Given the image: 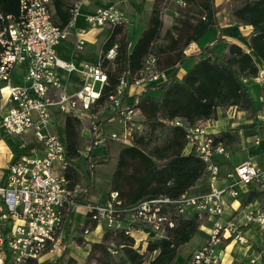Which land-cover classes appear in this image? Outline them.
I'll use <instances>...</instances> for the list:
<instances>
[{
    "label": "built area",
    "instance_id": "obj_1",
    "mask_svg": "<svg viewBox=\"0 0 264 264\" xmlns=\"http://www.w3.org/2000/svg\"><path fill=\"white\" fill-rule=\"evenodd\" d=\"M79 1H74L73 16L79 9ZM85 22L80 35L88 27L125 25L129 18L111 6L96 9ZM66 29L54 24L50 0H19L18 17L0 12V90H6L9 105L8 110L0 114V132L25 138L19 145L18 155L7 166L0 167V264H42L47 256L60 254L66 224L80 206L96 226H102L104 230H123L133 237L135 233L147 237L150 234L164 236L174 225L168 218L170 207L178 215L196 212L199 217L213 218L204 244L191 254L187 264H217L214 251L224 239L245 242L237 221L222 218L223 196L229 192L232 197H237L234 183L264 187V169L250 160L241 161L224 173L231 183L228 189L212 187L201 195L153 196L127 206L118 193L112 191L102 203H79L82 188L79 184L73 185L66 176L71 163L67 159L63 137L53 130V108L79 119L83 115L94 118L89 127V140L80 148V156L89 164L93 148L117 137L115 134L104 135L96 113L91 111L107 82L99 61L76 67L58 57L57 45L65 38ZM83 45L82 36L77 39L76 47L80 49ZM184 52L187 55L193 52V43ZM115 55V48H111L105 57L113 60ZM59 68L82 74L84 85L74 92H64L57 72ZM17 69H20L19 77L15 76ZM169 78L167 70L158 68L156 57L148 55L132 83L159 85ZM255 79L260 85L264 84V69L259 70ZM96 84L97 90L94 89ZM126 85L127 82L122 80L117 93L110 96L109 108L111 113L123 118L121 141L124 145L130 144L133 135L144 129L135 105L137 100L132 104L122 100ZM176 123L182 122L177 120ZM28 135L35 142H28ZM187 139V145L205 163L210 180H216L221 172L218 158L228 157L226 148L215 143L212 133L203 125L188 128ZM246 220L259 226L264 233V207L248 214ZM88 232L87 228L83 234Z\"/></svg>",
    "mask_w": 264,
    "mask_h": 264
},
{
    "label": "trees",
    "instance_id": "obj_2",
    "mask_svg": "<svg viewBox=\"0 0 264 264\" xmlns=\"http://www.w3.org/2000/svg\"><path fill=\"white\" fill-rule=\"evenodd\" d=\"M74 1L50 0L55 25L65 28L70 24ZM167 1L153 0L146 26L131 46L132 40L124 35V25L111 26L101 46L99 63L105 70L107 82L91 109L96 112L104 108L109 112L105 120H99L100 125L116 115L109 110L110 96L117 93L122 80L128 84L139 76L148 55L156 57L160 70L174 68L167 82L155 85L154 90L159 92L157 96L149 90L138 96L135 105L143 115L144 129L133 135L130 144L118 150L107 194L117 192L127 206L153 196L177 198L189 193L206 174L205 163L194 150L185 151L188 128L215 119L218 109L234 108L246 113L247 119L251 120L247 127L255 129L260 125L257 114L264 111V84L259 85L260 101L255 104L242 82V79H255L260 67L264 69V0H225L219 5L215 0H180L174 23L162 31L161 12ZM222 9L232 23L251 28L249 50L232 42L226 45L227 52L221 57L215 56L208 47H202L196 54H185L189 44L199 41L210 27L217 24ZM0 12L18 17L19 0H0ZM111 48L116 52L113 60L105 57ZM193 56L196 57L194 64L182 75H177L178 66ZM122 100L132 104L127 101L125 91ZM177 120L182 123H176ZM81 123L78 117L66 114L63 123L57 126L71 163L66 176L73 185L79 184L82 177L74 165L84 145ZM6 136L11 144L16 143ZM212 136L214 142L221 143L226 150L236 148L241 140L238 128L221 130ZM110 149L105 146L103 160L94 158L93 162H107ZM218 159L221 166L226 164L224 157ZM90 172L86 173L89 179L87 191L78 197L79 203H86L87 192L92 187ZM253 194L255 191H248L243 203L250 202ZM168 218L174 222L173 227L168 228L162 237L150 234L144 247L136 246L135 236L125 234L123 230H105L99 242L90 243L85 264H172L179 247L198 233L200 217L196 212L178 215L170 207ZM95 227L87 214L81 232ZM76 242L79 245L85 243L81 236ZM58 261L78 264L74 257L67 255V251H62ZM260 264H264V255Z\"/></svg>",
    "mask_w": 264,
    "mask_h": 264
},
{
    "label": "crops",
    "instance_id": "obj_3",
    "mask_svg": "<svg viewBox=\"0 0 264 264\" xmlns=\"http://www.w3.org/2000/svg\"><path fill=\"white\" fill-rule=\"evenodd\" d=\"M225 0H215L217 5L224 3ZM153 0H81L79 9L77 13L73 16L70 24L66 29V36L62 39L57 45V53L58 57L61 61L72 63L76 67H79L83 63H97L99 61L101 55V46L107 39L109 35L110 26H101L95 28H87L83 35H80V29H82L86 24V17L91 15L96 9L103 7H117L129 18V22L124 25V35L128 39L129 33L132 32V42H130V46L133 41L138 37L136 35L137 29H144L147 23L148 16L151 11ZM180 0H168L164 7L162 8L161 18L163 22L162 31L168 29L175 20L177 15L176 9L179 5ZM172 14V18L170 23L165 26L164 18L168 14ZM209 35L202 37L199 41L193 43V52L189 55L196 54L200 51L202 47H211L215 56L221 57L227 52L226 45L235 42L242 45L246 50H249V36L251 34V28L249 26L238 25L232 23L228 13L225 9H222L219 13L218 22L216 25L210 27ZM207 32V34H208ZM105 33V34H104ZM211 35V36H210ZM84 39V45L82 48L78 49L76 47V42L79 37ZM245 38V39H244ZM210 43L211 41H214ZM245 43V45H244ZM97 44V51L99 47V52L96 53L94 45ZM210 49V48H209ZM220 51V52H219ZM196 61V57L193 56L185 61L183 64L178 66L177 75H182L188 68H190L191 63L194 64ZM261 69V67H260ZM20 69H17L15 72V76L19 77ZM174 68L167 69V72L173 71ZM62 83V88L64 92H74L80 89L84 83L85 79L80 73H69L64 69L59 68L57 70ZM253 80V82H257L256 79H242L244 87L247 88L246 84H249V81ZM155 85H136L132 82L128 83L124 91L127 93V101L133 102L138 96L149 90L150 93L155 91ZM248 89V88H247ZM3 96V99L0 100V114L5 113L9 105L6 101V90H0V96ZM260 100V96H259ZM231 109V108H228ZM220 109L217 111V117L215 119L209 120L203 124L206 127V130L209 133H217L221 130L229 129V128H238L240 134V144L238 145L240 151L245 150V156L238 157L240 154L235 153L225 158L226 164L221 166V172L218 178L214 181L210 180L209 176L205 174L202 178L198 180V182L189 190L190 195H201L210 191L212 187H216L220 190L228 189L231 184L225 177L224 173L228 170H232L233 167L241 161L250 160L252 163L264 169V120L258 121L260 125L255 129H250V133L246 135V132L243 131L239 126H224L222 123V116L219 114ZM55 115V116H54ZM65 116V115H64ZM59 114H53L54 125L55 122L58 121ZM64 121V119H63ZM82 122V119H81ZM81 123V130L83 129ZM56 127V125H55ZM89 129V128H88ZM80 130V131H81ZM244 132V133H243ZM82 135V134H81ZM1 146V145H0ZM96 148V147H95ZM92 150V154H94V149ZM191 147L187 145L186 152H189ZM19 153V151H18ZM18 155V154H17ZM233 156V157H232ZM14 159L13 156L10 155L8 149H4L0 147V166H7L9 162ZM234 189L237 191V197H232L229 195V192H226L223 196V220H227L230 218H234L237 223L240 225L242 229V233L244 235L245 242L240 243L233 239H224L222 243L218 245L215 249V255L217 257V264H260V258L264 255V233L261 231L260 227L248 223L246 220V216L256 209L264 207V187L257 186L254 184H242V183H234ZM255 191L253 194L252 200L248 203H243L245 199V194L248 191ZM89 191L87 192V196L85 201H91L96 203H102V201H93L89 199ZM107 196V193H106ZM106 199V198H105ZM78 208H82L84 218L81 225H78L74 228L73 220L74 213L68 221V237H72L75 234L77 228L82 227L86 214L84 207L80 206ZM213 218L207 216L200 217V226L199 231L195 234L188 242L181 245L178 249V253L172 264H187L191 254L198 248H200L211 229ZM104 228L102 226H96L92 230H90L83 237L85 243L84 245H89L91 242H99L103 236ZM66 236V232H65ZM87 236H91L94 239H89ZM135 245L145 246L146 240L144 239V234L135 233ZM139 236V237H138ZM68 242V250L67 255L71 256L69 250L79 248L77 246V242L73 241V239L66 241ZM88 254V252H87ZM86 254V257H87ZM55 255V254H54ZM54 255L47 256L45 260H52ZM50 263V262H48ZM47 264V263H46ZM125 264H131L130 262H126Z\"/></svg>",
    "mask_w": 264,
    "mask_h": 264
},
{
    "label": "rangeland",
    "instance_id": "obj_4",
    "mask_svg": "<svg viewBox=\"0 0 264 264\" xmlns=\"http://www.w3.org/2000/svg\"><path fill=\"white\" fill-rule=\"evenodd\" d=\"M80 2H81V0L79 1V4H80ZM164 18H166V19H164V25L167 26L170 23V21H171L172 14L170 13V14L166 15ZM88 28H92V27H88ZM142 30L143 29L135 30L136 31L135 32L136 35L140 34V32ZM208 35H209V32H208V34H206V36H208ZM131 36H132V32L129 33L128 40H133ZM215 41L216 40L211 41L210 43H213ZM215 44L216 43H214L213 46ZM244 45H245V43H244ZM213 46L208 47V50L211 51L214 54L213 50H211V47H213ZM94 48L96 50V53H98L99 52V47H98V51H97V44L94 45ZM192 65L193 64L191 63L190 66H192ZM171 73H172V71L169 72L170 75H171ZM90 83L91 82H89V84ZM259 85L260 84L258 82H253V80H250L249 84L248 83L246 84V86L248 88V91L250 92L251 97L254 100L255 104H258V102L260 101L259 100ZM94 89L95 90L98 89V84L95 85ZM151 94L157 96L159 94V92L158 91H152ZM1 99H3L2 95L0 96V100ZM54 113L55 114L56 113L59 114L58 121L55 122L56 127H53V130L55 132H57L58 131L57 126H59V125H61L63 123L64 114L59 113V111L55 107L53 108V114ZM95 113H96L95 116L97 118V121H98V119L99 120H101V119L105 120L107 115L109 114V112L105 111L104 108L103 109L100 108ZM219 114L222 116L221 120H222V123L224 124V126H226V127H228V126H230V127L231 126H234V127L239 126L240 128L243 129V131L246 132V135H248L250 133L251 130L247 126L248 125L250 126L251 120L247 119V114L246 113H244L242 111H239L237 109L231 108V109H220ZM140 116L143 117V115H140ZM81 119H82V123H83L82 124L83 129L81 130V134H82V137L84 138L83 139L84 144H86L87 140H89V137H90V133H89V129L88 128L90 127L91 121H93L94 118L92 117V115H90V118H89V116L83 115ZM142 120H143V118H142ZM257 120L258 121H263L264 120V111H260L257 114ZM101 132L104 135L108 136V137L111 134H115L117 138L114 139V140H109L107 145H103V146L100 145V146L96 147L94 149V151H93L94 154H92V159L90 160L91 164H89L88 161H86L83 156H80L75 161V164L73 163L75 165V167L78 168L79 172L82 175L80 183H79V185L82 188V193L84 191H87L86 187H87L89 179H88V176H87L86 173H87V171H92V172H90L92 174L91 180H90L91 183H92V187L90 188V190H88L89 191L88 195H89V199H91L93 201L105 200L106 193L109 190L110 178H111V174L113 172V169H114V166H115V163H116V157H117L118 150L122 146H124V143L121 141V137H122V135L124 133V121H123V118H121L117 114L112 116L110 119H108V120H106L105 122L102 123ZM6 137H7L6 135H4L2 132H0V145H1L0 147L4 148L5 150L8 149L10 155L13 156V158H14L18 154L19 145H20V143L22 141V138H24V137L23 136H10V139H11L10 141H12L13 139L16 140L15 141L16 143H14V144H11ZM27 137H28V140H27L28 142H30V143L35 142L34 139H31L29 135ZM14 140H13V142H14ZM105 146L111 148L110 149V157L107 159V162H104V163H99L98 162L97 164L94 163L93 162L94 158L96 160H103L102 158L104 157L103 154H104V151H105ZM238 147L239 146H237L236 148H233V149H227L228 156H229V154L230 155L232 154L233 156H235L236 155L235 153H238V151H240L239 150L240 148H238ZM239 153L240 154L238 155V157H243L246 154L245 150L240 151ZM104 159H106V158H104ZM0 167H4V166H0ZM88 202H91V201H88ZM92 203H95V202H92ZM82 210H83L82 208H77V210L75 212L74 220H73L74 228L77 227L78 225H81V223L83 221L84 214H83ZM67 230H68V222L66 224V235H68V231ZM84 235L85 234H83L81 232V227H79V228L76 229L73 238L72 237H67V239H68L67 241H69L70 239L71 240L73 239V241H76V239L79 236H84ZM144 236H145L144 239L147 241L148 237L146 235H144ZM87 237L89 239H91V240L94 239L91 236H87ZM77 246L79 248L71 249V250H69V253H70V255L72 257H74L77 260L78 264H85L86 263V259H87L86 254L89 251V245H84L83 246V244L79 245L77 243ZM67 248H68V242L66 244V242L63 241V249L61 250V253H62V251H67L68 250ZM61 253L60 254L55 253V255L52 257V260H50V261L49 260H45V261H43L42 264H46L48 262H51L52 264H62L61 262L58 261V258L60 257Z\"/></svg>",
    "mask_w": 264,
    "mask_h": 264
}]
</instances>
